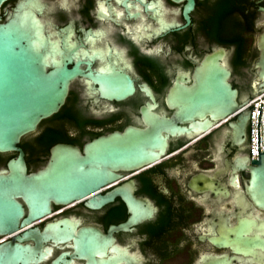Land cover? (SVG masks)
I'll list each match as a JSON object with an SVG mask.
<instances>
[{
	"label": "flooded vegetation",
	"instance_id": "obj_1",
	"mask_svg": "<svg viewBox=\"0 0 264 264\" xmlns=\"http://www.w3.org/2000/svg\"><path fill=\"white\" fill-rule=\"evenodd\" d=\"M186 4L8 0L3 5V22L21 5L41 20L49 49L54 48L49 70L62 63L92 74L72 81L62 107L68 106L69 114L61 109L22 138L28 174L44 170L57 145L83 150L94 139L131 126L147 129L144 110L171 118L170 89L181 78L191 85L195 63L210 54L225 52L240 103L259 93L264 0H196L190 23ZM99 73L105 86H121L119 78H129L134 93L122 100L103 96L95 79ZM235 120L168 135L160 159L121 170L97 194L52 204L49 213L35 218L25 198L15 197L9 176L19 153H0V180L7 178L0 181V256L22 246L31 250L19 255L17 264H264V208L248 189L255 167L249 124L236 137L230 127ZM116 189L110 202L91 205ZM15 200L24 209L16 227L10 207Z\"/></svg>",
	"mask_w": 264,
	"mask_h": 264
},
{
	"label": "water",
	"instance_id": "obj_2",
	"mask_svg": "<svg viewBox=\"0 0 264 264\" xmlns=\"http://www.w3.org/2000/svg\"><path fill=\"white\" fill-rule=\"evenodd\" d=\"M8 0H0V153L18 152L10 162L11 182L15 197L23 196L30 208L31 218L51 211L52 204H67L81 201L97 194L106 185L118 178L121 170H134L158 160L168 146V135L190 134L197 129H207L235 115L230 123L236 137L241 136L249 124L251 156V112L249 101H238V90L230 83L231 71L224 62L225 52L219 51L196 62L192 84L184 78L178 79L170 89L168 105L174 114L171 118L143 111L148 126L143 130L128 127L124 132H114L87 143L84 149L71 145H57L47 167L37 173L28 174L25 153L19 147L24 136L34 132L40 123L57 114L65 105L73 80L79 76L90 77L77 67L69 69L56 63L49 70L54 48L49 49L41 20L32 11L20 6L16 16L3 22L2 7ZM186 1L185 18L190 23V12L196 0ZM261 56L256 63V74L260 80V91L264 92V29L258 40ZM101 84L105 97L122 100L132 95L135 87L129 78L120 77L121 86H105L102 73L95 78ZM110 91L111 95L107 93ZM150 96L151 93L148 91ZM254 161L248 189L255 203L264 208V153ZM167 134V136H164ZM0 181L7 183V178ZM116 189L110 196L91 200L92 206H102L119 194ZM133 208V201L128 198ZM16 227L24 214L23 206L11 201ZM135 222V220H132ZM29 247L16 246L12 255L0 256V264L19 262L22 253ZM13 258V259H12Z\"/></svg>",
	"mask_w": 264,
	"mask_h": 264
},
{
	"label": "built area",
	"instance_id": "obj_3",
	"mask_svg": "<svg viewBox=\"0 0 264 264\" xmlns=\"http://www.w3.org/2000/svg\"><path fill=\"white\" fill-rule=\"evenodd\" d=\"M250 106H253L254 109L251 112V158L253 160L259 159V117L261 106L262 113L260 119V153H264V92L257 94L253 97L249 103ZM235 118V115L229 116L227 119L223 120L226 122L227 120Z\"/></svg>",
	"mask_w": 264,
	"mask_h": 264
},
{
	"label": "trees",
	"instance_id": "obj_4",
	"mask_svg": "<svg viewBox=\"0 0 264 264\" xmlns=\"http://www.w3.org/2000/svg\"><path fill=\"white\" fill-rule=\"evenodd\" d=\"M60 112H63L67 115V113L69 114L71 112V109L68 106H65Z\"/></svg>",
	"mask_w": 264,
	"mask_h": 264
}]
</instances>
